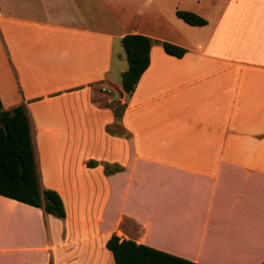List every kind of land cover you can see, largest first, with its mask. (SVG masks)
Returning a JSON list of instances; mask_svg holds the SVG:
<instances>
[{
    "label": "crops",
    "instance_id": "1",
    "mask_svg": "<svg viewBox=\"0 0 264 264\" xmlns=\"http://www.w3.org/2000/svg\"><path fill=\"white\" fill-rule=\"evenodd\" d=\"M125 35L186 53L153 44L126 96ZM0 103L25 108L39 185L65 210L0 196V264H114L111 235L264 264V0H0Z\"/></svg>",
    "mask_w": 264,
    "mask_h": 264
},
{
    "label": "trees",
    "instance_id": "2",
    "mask_svg": "<svg viewBox=\"0 0 264 264\" xmlns=\"http://www.w3.org/2000/svg\"><path fill=\"white\" fill-rule=\"evenodd\" d=\"M175 16L190 26H204L207 21L196 13L179 10ZM127 69L121 74V94L129 96L149 65V51L153 44L161 45L170 56L181 58L186 50L166 41H155L142 35H125L120 41ZM115 122L107 127L110 134H123L120 118L125 104L112 105ZM90 162L89 166H94ZM117 166L105 164L106 174L118 172ZM0 196L42 209L47 215L62 219L65 210L60 196L53 190L39 185L35 164L29 120L23 106L4 110L0 103ZM114 264H196L165 252L137 244L132 240H120L111 235L106 242Z\"/></svg>",
    "mask_w": 264,
    "mask_h": 264
}]
</instances>
